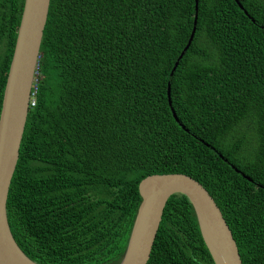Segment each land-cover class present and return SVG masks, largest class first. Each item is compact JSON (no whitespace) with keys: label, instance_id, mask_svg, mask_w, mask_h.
Listing matches in <instances>:
<instances>
[{"label":"trees","instance_id":"1","mask_svg":"<svg viewBox=\"0 0 264 264\" xmlns=\"http://www.w3.org/2000/svg\"><path fill=\"white\" fill-rule=\"evenodd\" d=\"M24 2L0 0V112ZM38 73L7 200L26 255L119 264L139 183L175 172L264 264V0H51ZM147 264H215L184 194Z\"/></svg>","mask_w":264,"mask_h":264},{"label":"water","instance_id":"2","mask_svg":"<svg viewBox=\"0 0 264 264\" xmlns=\"http://www.w3.org/2000/svg\"><path fill=\"white\" fill-rule=\"evenodd\" d=\"M50 3L51 0H25L4 89L0 112V264H39L16 242L8 220L7 200L20 156ZM195 29L196 26L191 40ZM139 193L141 203L119 264L148 263L167 201L177 193L191 202L214 263L243 264L229 224L200 181L185 173L151 174L139 183Z\"/></svg>","mask_w":264,"mask_h":264},{"label":"clouds","instance_id":"3","mask_svg":"<svg viewBox=\"0 0 264 264\" xmlns=\"http://www.w3.org/2000/svg\"><path fill=\"white\" fill-rule=\"evenodd\" d=\"M23 13V12H22ZM22 17V16H21ZM21 22V21H20ZM20 26V25H19ZM18 30H19V27H18ZM17 34H18V31H17ZM17 39V37H16ZM16 44V42H15ZM15 48V47H14ZM14 52V51H13ZM41 54V53H40ZM13 57V55H12ZM40 59V57H39ZM12 60V59H11ZM10 64H11V61H10ZM38 66H39V62L37 64V67H36V70H35V73H34V80H33V85H32V89H31V99H30V106L31 105H34L35 104V94H36V89H37V81H38ZM9 68H10V65H9ZM9 72V70H8ZM8 76V75H7ZM7 80V79H6ZM12 183V182H11ZM138 211V210H137ZM137 215V214H136Z\"/></svg>","mask_w":264,"mask_h":264}]
</instances>
